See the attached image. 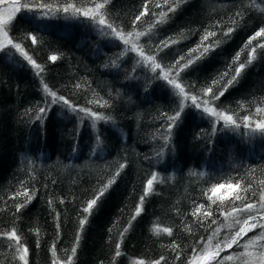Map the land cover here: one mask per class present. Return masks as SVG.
I'll return each mask as SVG.
<instances>
[{
    "label": "trees",
    "instance_id": "16d2710c",
    "mask_svg": "<svg viewBox=\"0 0 264 264\" xmlns=\"http://www.w3.org/2000/svg\"><path fill=\"white\" fill-rule=\"evenodd\" d=\"M21 2L29 8L21 7L7 31L44 71L37 75L17 51H0V234L17 231L29 264H66L73 247L72 264H153L161 257V264H191L228 216L249 202L259 204L264 189V132L255 130L264 121V112H257L264 108V49L252 52L264 36L245 47L264 27V0H108L100 11L128 44L96 19L56 11L68 3L87 10L103 0ZM168 5L175 11L168 12ZM162 12L167 16L161 21ZM207 31L216 35L204 43H218L198 60L199 52L189 57ZM138 33L144 35L137 38ZM141 50L161 68L153 71ZM51 55L58 59L51 61ZM181 56L194 63L177 75L180 65H172ZM241 62L238 81L213 99ZM170 69L169 78L189 97L208 100L240 127L203 112L202 103L196 108L190 98L172 124L167 117L180 109L183 97L163 79ZM226 69L230 74L221 79ZM45 84L76 110L53 104ZM209 86L213 92L205 93ZM81 108L106 119L94 120ZM153 174L157 181L141 203ZM109 180L91 214L84 213ZM237 182L241 188L234 191L229 185ZM25 189L32 199L17 212L26 197L16 194ZM237 193L241 200L234 199ZM204 212L211 215L205 218ZM164 228H171V235ZM258 232H248L230 248L231 236L216 235L212 242L219 244V256L205 264H254L264 252V241L250 242ZM15 247L0 235V264H23ZM228 256L232 259H223Z\"/></svg>",
    "mask_w": 264,
    "mask_h": 264
},
{
    "label": "snow or ice",
    "instance_id": "6c2138e0",
    "mask_svg": "<svg viewBox=\"0 0 264 264\" xmlns=\"http://www.w3.org/2000/svg\"><path fill=\"white\" fill-rule=\"evenodd\" d=\"M93 2L95 3V0H93ZM107 3H108V0H103L102 3H95L94 8H89L87 10H83L80 7H76L72 3H68L65 7H63L62 9H56V11H63V12L67 13V12H69V10H72L74 13L82 14L83 16H85V17H87L89 19H96L98 24H100L102 26H106L118 38L122 39L125 44H128L129 40L127 38H125L123 32L122 31H118L117 28L112 23H107L106 20H105L104 15L101 13L100 10L104 9L105 5ZM167 3H168V0H165V4H167ZM22 7L23 8H29V5L27 3H25V4L22 5ZM39 7L40 8H48L49 11H52L51 6L46 5V4H41V5H39ZM17 10H19V9H17ZM172 11H175L174 7H172L171 5H168V12H172ZM141 15H144V13H141ZM236 15L239 16V15H242V14L241 13H237ZM160 16H161V21H162L167 16V12H162L160 14ZM139 19H140V16H137L136 20H139ZM10 20H11V16H9L7 20L0 19V36L3 37L2 39H0V51H3L6 47H8L10 45L12 48L16 49V51L19 52L24 57V59L27 60L28 63L32 65V67L34 69L37 70V75H39L41 72L44 71L43 67L40 64H38L35 59H33L31 56H29L27 54V52L24 50V48L21 46L20 43H14V38L9 36V33L6 30V26L8 25ZM233 23H235V21H233ZM232 31H233V29L230 27L228 29V32L224 33V35L228 36V35H230V33ZM131 35H132V33H128V36H131ZM143 35H144V33H138L137 34V38H139V36H143ZM215 35H216V33L214 31H207L206 34L202 37L201 44L198 45L196 49H191L189 51V54H188L189 57H191L196 52H199V55L196 56L197 60L200 59L202 56L206 55L212 49V47H214L215 44L218 43V42H213V43H210V44H207V45L204 42L208 41L209 37H212V36H215ZM261 36H264V27H261L260 30L257 31L255 33V35L249 39L248 44L245 47L251 46L252 42L254 40H256L257 37H261ZM30 39H31L33 44H36L38 42L37 41V37L34 36V35L31 36ZM175 42L176 41H171V43H175ZM161 46L162 47H168L169 46V42L162 41L161 42ZM257 47L261 48V49H264V44H259L258 43L256 45V47H253L252 48V52L253 53H255ZM136 49H137V45L135 43H132L131 50L135 51ZM201 49H202V51H201ZM139 54L142 57H144V52L142 50L139 52ZM144 58L146 60L152 62L153 71H155L158 68H161V65L155 62V57L154 56H146ZM49 59L54 62V61H56L58 59V57L56 55H51V56H49ZM185 59H186L185 57L181 56L175 62V64L172 65V69H175L177 65H180L179 69L176 72L177 75H179V71H183L185 68L189 67L190 65H192L194 63L193 59L188 58V59H186V62L181 65L180 62L184 61ZM235 59L238 61L239 60V55H237V57ZM250 62L251 61H249V63ZM244 68H245V64L243 62L239 63L238 67L233 66L231 68V72L233 73V74H231V78L227 79L225 81L223 89L219 91L218 95L214 94L213 95V99H218L219 96L224 95V92L227 90V88L232 86V85H234L238 81V79H239L242 71L244 70ZM172 69L169 70L168 74H165L163 76V79H165L170 85H172L174 87V89H178L177 95L180 96V97H183V99L180 100V109L175 113V115L167 117V119L169 121H171L172 124H175L176 121L178 120V118H179V116L181 114V111L183 110L184 100H187V99L190 98L192 104L196 108L199 109L201 107V103H202L204 105L203 112L208 113L209 115H213V116H217V117L221 118L225 122L226 125H231V126L236 127V128L240 127V124H238L236 122V120L233 119V116L225 115L224 112L217 111L215 108L209 107L208 106L209 105V101L208 100H203L200 103H198L197 102L198 101V97L196 95H192L191 97H189V95L187 93H185L184 87H182L179 83H177L175 78H171V79L169 78L170 75H171V70ZM162 71H163V69H162ZM229 74H230L229 70L226 69L225 72L222 74L221 79H223L224 77H228ZM218 83H219V81H215L214 80L213 81V86L217 85ZM77 87H79V85H77ZM44 89L48 93V95L50 97H52V101L51 102L53 104L58 103V102H63L64 105H67L69 108H72V110H74V111L76 110L70 104L69 100L65 99L63 96H58L56 92L51 91L48 88L47 84L44 85ZM204 91H205V93H211V92H213V87L209 86L206 89H204ZM96 103H99V101H96ZM105 106H106V102H105ZM39 111H40V113H44L46 111V109L45 108H40ZM79 111L87 112L88 115L90 117H92L94 120L106 119L105 117L99 116L96 113L90 112L87 109L81 108V109H79ZM257 112L258 113L259 112H264V108H259L258 107L257 108ZM247 119L248 118L245 117V120H247ZM172 124L169 125V130L171 129ZM244 127L247 128V127H249V125L245 124ZM255 130H258L260 132H264V121H261V122L257 123ZM119 167L121 169H123L125 167V165L124 164H120ZM116 175L118 176L119 172H117ZM154 181H157V176L155 174H153L151 176V178L147 180L145 193H144V195H142L140 197L141 203H143V201H144L145 197L147 196V194L153 190ZM112 182H113V180H109L107 184H105V185H103L101 187V189L95 195V197L93 199H90L87 202L86 206L83 208V212L84 213L89 214V215L91 214L92 210L94 209V206L97 205L98 201L103 197V195L105 194V191L107 190L108 186ZM261 183H264V181H262ZM224 186H225L224 184H219L218 188H223ZM229 187L232 188L235 191L236 189H240L241 188V184L239 182H237L235 185H229ZM242 190L243 191H248L247 188L242 189ZM213 191H216V189H214ZM16 196L17 197H20V196L26 197V200L24 201V203L19 204V205L16 206V211L19 212L20 209L22 207H24L27 204V202H29L32 199V196L29 194L27 189H25L23 192H17ZM209 199H211V198H209ZM234 199L235 200H241L242 197L237 193L235 195ZM258 203H259V208L260 209H264V189L261 190ZM201 208H203L202 205L199 206L196 209V212H194L193 214L196 215L197 213H200ZM140 211H141L140 207H137V209H136L137 215L140 213ZM238 211L248 213V218L243 221V224L247 225V228L241 227L237 232H235L234 236H232L230 238V242L227 243V247L230 248L233 245L239 246V238L242 237V234L243 235H247L248 232L253 231L254 229H257V228L261 229V231L258 232L255 237H251L250 238V242L255 243L256 241H264V223H258V222L249 223V220H253V221L257 220V216L252 215V213L254 211H257V204L249 202V203H247L244 206V208L238 209ZM203 215L205 216V218H207V216L211 215V212H204ZM132 219H135V216H133ZM86 220H87V216H85L84 218H82L80 220L79 223H80L81 228L86 223ZM259 220H264V215L259 216ZM237 223H240V221H237ZM126 231H127V229H124V232H126ZM163 231L168 233L169 235H171L172 229L171 228H164ZM124 232H121V236L124 235ZM0 235H3L5 237H7L10 241H13L14 244L16 245L14 250L18 254L19 260L23 261V264H29V261L27 259L29 250H28L27 247H25V246H23L21 244V238H20L19 235H17V231L13 228L11 231L2 233ZM77 239H79V237H77ZM210 242H211V237H209V243ZM172 247H173V249H175L178 246L177 245H173ZM217 248H219V244H217ZM76 251H77V249L75 247H73L71 249V256L67 257L66 264H72V257L75 256ZM52 254H53V257H55L56 253H55V247L54 246H53V249H52ZM248 255H251V253H249ZM115 256L116 257L121 256L120 243L119 242H117V244H116ZM218 256H219V252L212 253V252L205 251L203 259H205V260H216V258ZM164 259H165L164 257H161L159 260L154 261L153 264H161V260H164ZM223 259L230 260V259H232V257L228 256V257H224ZM260 259H261V264H264V252L261 253ZM53 264H57L56 260H53ZM138 264H144V261L141 260V261L138 262ZM217 264H222V261L218 260ZM245 264H248V262L245 261Z\"/></svg>",
    "mask_w": 264,
    "mask_h": 264
},
{
    "label": "rangeland",
    "instance_id": "374dc122",
    "mask_svg": "<svg viewBox=\"0 0 264 264\" xmlns=\"http://www.w3.org/2000/svg\"><path fill=\"white\" fill-rule=\"evenodd\" d=\"M22 2L21 0H0V19L7 20L9 16H11V20L15 16V14L21 9ZM19 9V10H17ZM11 20L9 21L8 25L10 24ZM6 26V30L7 27ZM3 37L0 36V39ZM4 50L9 51H16V49L12 48L10 45L6 47ZM18 54H20L18 52ZM21 55V54H20ZM252 215L257 216V220H249V223H264V220H259V216L264 215V209L259 208V204H257V211H254ZM248 218V213L241 212V211H235L231 213L227 220L222 224L214 233V235L211 237V242L206 244L203 252L198 254L193 262L191 264H205L207 260L203 259L205 251L215 253L217 252V247L213 245V237L216 235H221V237L224 236H234L235 232H237L241 227L247 228V225L243 224V221ZM237 221H240V223H237ZM258 231H261V229L258 228ZM245 235L242 234V237ZM241 237V239H242ZM254 264H261V259L258 258V260H255Z\"/></svg>",
    "mask_w": 264,
    "mask_h": 264
}]
</instances>
